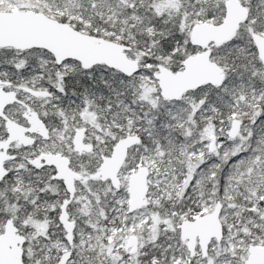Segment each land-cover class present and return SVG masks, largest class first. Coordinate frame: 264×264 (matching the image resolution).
Returning a JSON list of instances; mask_svg holds the SVG:
<instances>
[{
  "label": "snow or ice",
  "instance_id": "obj_1",
  "mask_svg": "<svg viewBox=\"0 0 264 264\" xmlns=\"http://www.w3.org/2000/svg\"><path fill=\"white\" fill-rule=\"evenodd\" d=\"M0 264H264V0H0Z\"/></svg>",
  "mask_w": 264,
  "mask_h": 264
}]
</instances>
